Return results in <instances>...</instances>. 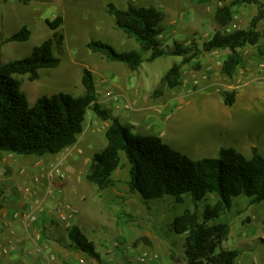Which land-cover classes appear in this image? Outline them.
Wrapping results in <instances>:
<instances>
[{"label": "rangeland", "instance_id": "1", "mask_svg": "<svg viewBox=\"0 0 264 264\" xmlns=\"http://www.w3.org/2000/svg\"><path fill=\"white\" fill-rule=\"evenodd\" d=\"M110 3L120 9L134 5L162 11L166 17L161 24L165 28L161 40L166 49L188 39L191 42L188 46L196 44L202 48L201 34L194 33L198 37L190 38L193 31L200 32L198 19L189 11L196 30L189 28L186 10L194 5L200 10V17L213 15V8L211 13L206 10L207 5L197 0L187 3L181 0H29L28 4L0 0V63L29 57L35 47L54 39L56 32L65 36L64 51L59 54L54 49L55 56L61 60L57 68L41 69L37 81H30L26 75L15 76L29 103L34 105L40 97L58 93L84 95L82 76L84 70H89L94 74L98 101L108 99L102 103L103 108L134 134L157 136L191 159L218 157L221 148H234L248 158L256 148L264 158V67L261 66L264 55L258 47L241 51L243 62L233 78L223 74V64L211 68L205 62V53L201 54L198 56L200 67L194 62L185 65L182 86L169 89L161 80L182 61L181 57L166 55L148 62L150 53H142L145 62L137 72H131L125 64L108 61L103 55L88 50L89 42L101 41L118 53L141 52L134 38L116 28L114 17L107 12ZM258 11L257 5L236 8L230 30L247 29ZM57 16L64 17V24L54 31L46 21ZM23 27L31 32L29 40L9 42ZM258 30L263 34L260 44L264 46V19ZM126 90L130 96H137V103L133 104L132 98L123 95ZM233 91L237 93L236 102L233 107H227L225 97ZM173 97L177 101L171 102L162 117L152 114L151 110L141 114L134 111L139 105H165ZM166 115L170 118L166 119ZM107 124L110 125L90 111L76 145L58 155H1V206L8 203L10 211L20 212L17 205L29 201L35 184L44 183L51 192L46 205L56 209L59 204L77 208L81 222L76 220V223L101 256H122L120 264H140L144 256L145 264H185V235L174 231L173 222L187 210L196 211L203 221L206 205L215 204L217 198L210 195L197 204L190 194L184 195L183 203H177L172 196L145 200L139 193L130 191L129 165L124 155L113 175L115 186L100 191L86 176L93 156L107 145ZM58 163L64 178L56 173L49 176ZM90 212L95 215L91 221ZM219 221L230 226L222 249L239 253L236 264H264V201L251 204L249 198L237 197L232 209ZM2 229L0 224V241L4 238Z\"/></svg>", "mask_w": 264, "mask_h": 264}, {"label": "trees", "instance_id": "2", "mask_svg": "<svg viewBox=\"0 0 264 264\" xmlns=\"http://www.w3.org/2000/svg\"><path fill=\"white\" fill-rule=\"evenodd\" d=\"M17 1L29 3V0ZM197 1L220 4L214 18L217 25L215 33L203 43L202 48L180 42H175L172 48H164L160 38L164 32L162 11L134 5L120 9L113 3L108 5V14L114 17L117 29L136 40L141 52L118 53L101 41H91L87 48L108 61L125 64L131 72H137L145 62L142 53H150L148 62L166 55L181 57V63L175 64L161 80L169 89L182 86L185 65L194 62L197 68L200 67L198 56L203 53L228 51L223 66V74L228 78H233L241 66L244 48L258 47L264 55V46L260 44L263 34L258 30V24L264 19V0ZM248 5L259 6L258 14L249 27L230 30L235 19L233 9ZM46 24L57 31L64 24V17L57 16L52 21L47 20ZM30 36V30L23 27L8 41L26 42ZM64 42L65 36L56 32L54 39L35 47L29 57L0 63V156L58 155L77 143L84 131L87 115L92 111L110 125L105 133L107 145L93 156L87 181L100 191L113 188L116 184L113 175L124 155L129 165L130 191L139 193L145 200L172 196L177 203H183L184 195L190 194L197 204L210 195L215 196L217 202L206 205L203 221L196 211L187 210L174 220L173 229L177 234L185 235V264H236L239 253L222 249L230 234V226L219 220L232 209L233 200L237 197L245 196L251 204L264 201V158L256 148L250 158L234 148H221L218 157L191 159L157 136L134 134L98 102L94 74L89 70H84L82 76L84 95L58 93L42 96L31 105L15 76L26 75L30 81H37L41 69L57 68L61 60L55 56L54 49L61 54ZM236 95L233 91L225 97L227 107H233ZM68 234L76 249L94 260L100 259L93 243L79 228H69Z\"/></svg>", "mask_w": 264, "mask_h": 264}, {"label": "crops", "instance_id": "3", "mask_svg": "<svg viewBox=\"0 0 264 264\" xmlns=\"http://www.w3.org/2000/svg\"><path fill=\"white\" fill-rule=\"evenodd\" d=\"M9 1L10 0L7 1L3 0L4 3H7ZM181 1H184V3L189 2V0H181ZM227 1L230 2V0ZM205 5H207L206 10L209 12H211L213 8V13L211 12L213 14L212 18L211 17L208 18V15L205 16L206 18L200 17L199 16L200 10L198 9V7L194 5L191 6L192 10L188 9L186 10L185 13L186 25L189 28H193L192 18L189 15L191 11L195 13L194 14L195 18L198 19V25L200 27V32L193 31L190 38L192 36L194 38H197L198 36L197 35L195 36L194 33H199L204 37L202 38V41L204 42L210 40L215 33L217 25L215 20L214 21L212 20L213 18H215L216 10L219 7V3L213 1L210 3H206ZM236 8L238 7H235L233 9L234 13ZM167 11L171 12L170 9H168ZM201 11H204V9H201ZM105 15L108 14L105 13ZM165 17L166 15L164 16V20ZM192 30H196V29L193 28ZM162 34L160 38L164 37V35ZM188 40L184 42L185 45L187 46L191 43L188 42ZM204 55H205V62L211 64L210 66L211 68H217L219 64L221 65L223 64L224 66V64L226 63L228 51L215 50L212 52L205 53ZM122 93L124 96L127 97V99L132 98L133 104L137 103L136 101L137 96H135L134 94L130 96V94H127V90L123 91ZM110 96L111 93L109 94L108 97ZM176 99L177 98L175 97L169 99L168 101H166L165 105L163 104L160 105L157 104L151 106L139 105L138 107L135 108L134 111L136 113L141 114V112L145 110H151L152 114L155 113L157 114V117L160 116L162 117L164 115V111L168 110L171 102L177 101ZM98 102L102 105V103L104 104L105 102H108V99H102L101 101ZM165 118L169 119L170 116L166 115ZM107 126H109V124H107ZM38 164L39 163H37L36 165ZM32 188L33 191H31L32 193L30 194V198L28 199L29 201H26L24 203L21 202L17 205V208L21 210L20 212L13 213L12 211H10L9 209L10 205L8 203L0 210V224L3 226L2 230L4 231V238L2 239V241H0V264H120L121 263L120 261L123 260L122 256H101L95 250L100 255V259L94 260L93 258L89 257L81 250L76 249L69 238V234H68L69 228H67L66 223L61 219L60 214L56 211V208H50V206L46 205V202L49 200V197L51 195V192L49 191V187L48 186L46 187L44 183H41L38 185L35 184ZM52 199H54V197H52ZM60 205L61 204H59V206ZM79 214L80 212L78 210L77 215ZM77 215L72 219L71 227H77L83 233L81 228L76 223L77 221L78 223L81 222L80 219L81 217L78 218L79 216ZM88 215L87 217L89 218L90 221L91 218L95 216L94 213L91 212ZM30 216H35L36 220L35 221L31 220ZM39 250L41 252H39Z\"/></svg>", "mask_w": 264, "mask_h": 264}, {"label": "built area", "instance_id": "4", "mask_svg": "<svg viewBox=\"0 0 264 264\" xmlns=\"http://www.w3.org/2000/svg\"><path fill=\"white\" fill-rule=\"evenodd\" d=\"M133 1H136V0H133ZM262 67H264V64L261 65ZM195 81V84L198 83V81L196 79H194ZM59 165L60 163L56 164L55 166H53V168L51 169L50 173H49V176H51L53 173H56L59 175L60 178H64V174H62L60 171H59ZM36 182H39V179L36 178L35 179ZM56 211L60 214V217L61 219L66 223V226L67 228H71V221L72 219L78 214V210L74 207H71L69 205H60ZM31 220L35 221L36 220V217L35 216H30ZM39 252H41L39 250ZM139 263L140 264H145L146 263V256H144L143 258H141L139 260Z\"/></svg>", "mask_w": 264, "mask_h": 264}]
</instances>
